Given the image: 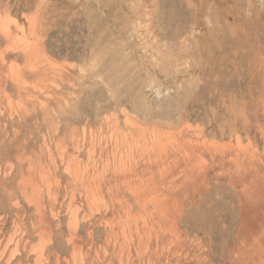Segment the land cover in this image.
Returning <instances> with one entry per match:
<instances>
[{"label": "rangeland", "instance_id": "obj_1", "mask_svg": "<svg viewBox=\"0 0 264 264\" xmlns=\"http://www.w3.org/2000/svg\"><path fill=\"white\" fill-rule=\"evenodd\" d=\"M0 16V264H264V0H0ZM34 18L40 62L21 51ZM158 49L175 55V73L160 70ZM106 116L206 142L198 166L164 182L179 187L166 194L181 233L154 202H135L134 178L110 167L92 180L114 148Z\"/></svg>", "mask_w": 264, "mask_h": 264}, {"label": "bare ground", "instance_id": "obj_2", "mask_svg": "<svg viewBox=\"0 0 264 264\" xmlns=\"http://www.w3.org/2000/svg\"><path fill=\"white\" fill-rule=\"evenodd\" d=\"M135 10V9H134ZM0 18H1V16H0ZM5 18V17H4ZM8 19H10V18H8ZM7 19V20H8ZM1 20V19H0ZM2 20H3V22H5L6 21V19H5V21H4V19L2 18ZM1 20V21H2ZM14 20V19H13ZM12 21V20H11ZM3 22L1 23V24H3ZM34 22H35V24L33 25V27H32V31H33V35H34V37H32L27 43H25L26 45H24V49L21 47V51H22V55L27 59V60H30V59H33V61H35L36 60V58L34 59V57L35 56H37L38 55V52H40V51H42V48H40L41 46H42V40H40V39H38V38H36L37 37V34H38V31H40L41 30V28H39V25H37V23H36V18H34ZM39 22V21H38ZM0 24V25H1ZM6 24V23H5ZM15 24V23H14ZM17 24V23H16ZM38 24H40V22L38 23ZM42 24V23H41ZM9 25V24H8ZM7 26V25H6ZM18 28V27H17ZM17 28L15 29V32H13L12 33V31H11V36H14L15 34H16V31H17ZM4 29H6V28H4ZM9 33H10V31H9ZM7 34V33H6ZM10 35V34H9ZM7 37H8V34H7ZM15 37V36H14ZM12 40V39H11ZM162 40V39H161ZM12 45V44H11ZM156 45V44H155ZM20 46H23V44L21 45L20 44ZM12 49V48H11ZM20 49V48H19ZM43 53V52H42ZM128 56V55H127ZM174 54L173 53H171V52H168V54H166V52H162V51H160L159 49H158V51L157 52H155V54L152 56V58H154L155 60H156V62H157V64L159 65V67L161 68L160 70L162 71V72H165V73H170L171 72V70L172 71H174V73L176 72L174 69H176L177 70V68H175V67H177V65H175V63H174V61L176 60V58H175V60H174ZM42 57H45L44 56V54H42ZM125 58H126V56H125ZM39 58H38V56H37V60H38ZM124 59V57H122V59L121 60H123ZM27 60H25V61H27ZM36 60V61H37ZM45 61H46V59H44ZM43 60V61H44ZM120 60V61H121ZM124 61V60H123ZM125 61H127V60H125ZM39 62H40V59H39ZM175 62H177V61H175ZM29 63V62H28ZM37 63V62H36ZM47 63H50L48 60H47ZM131 63V62H130ZM152 63H153V61H152ZM35 64V63H34ZM127 64V63H126ZM128 64H129V62H128ZM156 64V63H155ZM178 64V63H177ZM29 65V64H28ZM27 65V66H28ZM158 65H155V67L156 66H158ZM33 66H37V65H33ZM15 69V68H14ZM30 69H32L31 67H30ZM35 69V68H34ZM34 69H32V70H34ZM20 70V69H19ZM255 71V70H254ZM14 72V70L11 72L10 71V74L11 73H13ZM15 72H17V70L15 71ZM14 72V73H15ZM32 73H33V71H32ZM12 75V74H11ZM11 75H10V77H11ZM22 74H21V72H17L16 74H15V78L14 79H11V80H14L13 81V83H14V85L16 84V86L17 87H19V88H24V86H25V83H26V81H25V79H24V77L23 76H21ZM13 77H14V74L12 75ZM39 77V76H38ZM149 78V77H148ZM27 80V79H26ZM1 87V86H0ZM9 100V99H8ZM11 102V101H10ZM10 102H8V103H10ZM263 104V103H262ZM10 105H12V104H10ZM127 114V113H126ZM124 116L125 117H128L127 115H125L124 114ZM115 117V116H114ZM112 118V117H111ZM104 123H105V125H106V127H108V135H107V137L109 136V134H110V142L112 141L113 142V144L112 145H114V148H112L113 146L111 145V147L110 148H112V151H111V153H112V156L110 157L109 155H108V157H107V155L106 154H104V156L106 155V157H103L102 156V167L100 168V169H98V170H95L94 172H93V174H92V180H98L97 178H99L101 175H103V173H105V172H107V171H109V168L111 167V170H112V172L113 173H115V175H119V176H121L123 179H124V177L125 178H134V182H129V181H127V183H125V186L126 187H128V189L130 190V194H132L133 196H134V198H135V202L140 206V207H145L146 206V204H148L149 202H151L152 204H153V202H154V206H156V208L158 207L159 208V211H157L158 213L160 212V214L162 215V216H164V217H166L167 218V221L169 222V226H168V229L171 231V232H173V233H181L180 232V230H179V227H178V225L180 224L179 222L181 221L180 219L182 218V207H181V205L177 202V201H175V200H173L171 197H169L168 195H170V194H172V193H175V191L176 190H178L177 188H179V187H177V186H175L174 185V183H175V181H173V182H171V184L173 185V186H168V187H166V184L164 183L165 182V180H167L171 175H173V172H174V170H175V168L176 167H178V166H183V165H188V164H191V163H193V161H194V159H196L197 161H198V159L199 158H201L200 157V155L202 154V147H206V142L204 141L203 143H200L199 141H195V142H193V138H190V137H187V135L186 134H184V133H186L185 131H184V129H180V131H178L177 133H176V135L175 134H173V133H170V132H166V134L165 133H162L161 131H162V129H161V131L159 130V129H152L150 132L149 131H147V130H145V129H143L142 127H137L136 129L134 128L132 131H130V132H128V131H126V130H123V129H121L119 126L121 125L120 124V122L119 121H117V119L116 118H112V119H109V118H107V116L106 117H104ZM119 120H120V118H119ZM127 122H128V120H127ZM132 123H133V121H131ZM135 122V121H134ZM120 124V125H119ZM144 127V126H143ZM157 128V127H156ZM128 129V128H127ZM131 129V128H130ZM147 129V128H146ZM101 130V129H100ZM99 130V131H100ZM103 130V129H102ZM104 131V130H103ZM105 132V131H104ZM96 133V132H95ZM100 133V132H99ZM200 134V133H199ZM90 135H91V133H90ZM87 136V135H86ZM98 136H99V134H98ZM101 137H103V135L101 136ZM95 138H97V137H95ZM100 138V137H99ZM98 138V139H99ZM103 139V138H102ZM239 140V139H238ZM102 141V140H101ZM203 141V140H202ZM80 142V141H79ZM95 142V141H94ZM167 142H169V144L167 143ZM238 142H240V141H238ZM237 142V143H238ZM97 143V142H96ZM101 143V142H100ZM103 143H105V142H103L102 141V145L101 146H103L104 147V144ZM167 143V144H166ZM92 144V143H91ZM97 144H99V143H97ZM95 145V144H94ZM93 145V146H94ZM229 145V144H228ZM231 145V144H230ZM238 145V144H237ZM241 145V144H240ZM245 145V144H244ZM247 145V144H246ZM105 146H107L106 144H105ZM210 146V145H209ZM217 146V145H216ZM221 147H223V146H221ZM220 147V148H221ZM237 147V146H236ZM93 148V147H92ZM212 148H213V146H212ZM224 148V147H223ZM238 149H241L242 150V148H239V145H238V147H237ZM257 148V147H256ZM203 149H205V148H203ZM207 149V148H206ZM215 149V148H214ZM217 149V148H216ZM219 149V148H218ZM94 149H92V151H93ZM240 150V151H241ZM255 150V149H254ZM105 151H107V150H105ZM110 151V150H109ZM216 151V150H215ZM219 152L221 153V151L219 150ZM89 153V152H88ZM99 153V152H98ZM111 153H108V151H107V154H111ZM218 153V152H217ZM253 153V152H252ZM87 155V154H86ZM101 155V154H100ZM63 156H65V154L63 155ZM91 157V156H90ZM100 157V156H99ZM63 159H65L64 157H63ZM77 159V158H76ZM94 160V163L95 162H97L96 161V159L95 158H93ZM80 160V159H79ZM100 160V159H99ZM196 160H195V162L194 163H196ZM74 161V160H73ZM73 161L71 162V165H72V163H73ZM82 161V160H81ZM81 161H79L80 163H81ZM88 161H90V160H88ZM140 161H143L142 162V164H143V168L142 169H140L139 168V163H141ZM91 162V161H90ZM99 162V164H100V161H98ZM68 163V162H67ZM76 163V162H75ZM74 163V164H75ZM83 163V162H82ZM81 163V164H82ZM89 163V162H88ZM87 163V164H88ZM194 163H193V165H194ZM204 163V162H203ZM91 164V163H90ZM89 164V165H90ZM149 164V165H148ZM206 164V163H205ZM77 165H79V164H77ZM89 165H87V166H89ZM152 165H154V167L157 169V172L159 173V175H158V177L157 178H159V176L161 177L160 179H157V180H155V177H156V175H154V173L156 172V170H155V172H153L152 171ZM192 165V164H191ZM196 165H197V163H196ZM82 166V165H81ZM198 166V165H197ZM73 167H75V166H73ZM94 167H95V164H94ZM150 167H151V170H150ZM65 168V167H64ZM67 168H69V166H67ZM77 168V167H76ZM80 168V167H79ZM78 168V169H79ZM85 168V167H84ZM83 168V169H84ZM91 168V167H90ZM179 168V167H178ZM185 168V167H184ZM188 168H190V167H188ZM192 168V169H191ZM190 169H187V173H188V175L190 174V172H196V171H194L193 170V167H191ZM205 168V167H204ZM203 168V169H204ZM31 169V168H30ZM66 169V168H65ZM71 169V168H70ZM77 169V170H78ZM83 169H82V171H83ZM89 169V168H88ZM95 169V168H94ZM140 169V170H139ZM197 168H196V166H195V170H196ZM199 169V168H198ZM85 170V169H84ZM139 170V171H138ZM247 170H248V168H247ZM70 171V170H69ZM76 171V170H75ZM81 171V170H80ZM86 171H88L87 170V167H86ZM83 172H85V171H83ZM185 172V171H184ZM185 172V173H186ZM202 172H203V170H202ZM86 173V172H85ZM90 173V172H89ZM88 173V174H89ZM109 173V172H108ZM186 173V174H187ZM70 174V173H69ZM111 174V172L109 173V175ZM144 174L146 175H148L146 178L144 177ZM193 174V173H192ZM192 174L190 175V177H191V181H192V178H193V176H192ZM196 174H197V172H196ZM195 174V175H196ZM76 175H77V173H76ZM114 175V174H113ZM142 175V176H141ZM43 176V175H42ZM78 176V175H77ZM81 176H82V173H81ZM84 176H86V174H84L83 175V177ZM105 176V175H104ZM198 176H199V174H198ZM79 177V176H78ZM77 177V178H78ZM102 177V176H101ZM111 176H109V178H110ZM187 178H186V181L187 180H189L188 178H189V176H186ZM52 178V177H51ZM72 178V177H71ZM75 178H76V176H75ZM88 178H89V176H88ZM105 178V177H104ZM118 178V177H117ZM28 179V178H27ZM40 179H41V177H40ZM79 179V178H78ZM77 179V180H78ZM81 180H82V178H80ZM79 179V180H80ZM100 179V178H99ZM107 179H108V177H107ZM106 179V180H107ZM111 179V178H110ZM110 179H109V182H110ZM113 179H115V178H113ZM72 180H74L73 178H72ZM83 180L85 181L86 179H84L83 178ZM103 180V179H102ZM136 180V181H135ZM160 180V181H159ZM83 181V182H84ZM91 181V180H90ZM99 181V180H98ZM101 181V180H100ZM100 181H99V183H100ZM104 181V180H103ZM119 181H120V178H119ZM190 181V180H189ZM43 182V181H42ZM73 182V181H72ZM76 182V181H75ZM78 182V181H77ZM93 182V181H92ZM115 182V181H114ZM123 182V181H122ZM85 183V182H84ZM104 183V182H103ZM107 183H108V181H107ZM117 183H119L120 184V182H118L117 181ZM124 183V182H123ZM122 183V184H123ZM192 183V182H191ZM190 183V184H191ZM82 184V183H81ZM92 184V183H91ZM186 184H188V182L186 183ZM189 184V185H190ZM33 185V184H32ZM79 185V184H78ZM89 185H90V182H89ZM104 185V184H103ZM107 185V184H106ZM116 185H118V184H116L115 183V189H116ZM245 185V184H244ZM87 186V185H86ZM92 186V185H91ZM97 186V185H96ZM100 186H101V184H100ZM124 186V185H123ZM76 187V186H75ZM81 187V186H80ZM99 187V186H98ZM97 187V188H98ZM106 187V186H105ZM49 189V188H48ZM101 189V188H100ZM110 189H111V187H110ZM110 189H108L109 191H110ZM126 189V188H125ZM239 189V188H238ZM35 190V189H34ZM37 190H39V188L37 189ZM83 190H84V188H83ZM105 190H107V188L105 189ZM39 191H41V190H39ZM96 189L95 188H91L90 189V194L88 195V199H89V201H90V203H98L99 202V204H100V199H99V197L97 196V194H96ZM128 191V190H127ZM166 191H167V193L168 192H170V193H168V195L166 194ZM101 192V191H100ZM99 192V190H98V192L97 193H100ZM111 192V191H110ZM109 192V193H110ZM116 192H117V190H116ZM102 193V192H101ZM106 193H107V191H106ZM246 193V192H245ZM51 194V193H50ZM103 194V193H102ZM114 194V193H113ZM112 194V195H113ZM129 194V193H128ZM99 195V194H98ZM107 195V194H106ZM108 195H111V194H108ZM116 195V194H115ZM114 195V196H115ZM131 195V196H132ZM104 196V195H103ZM111 197V196H110ZM175 197V196H174ZM112 198V197H111ZM118 198V197H117ZM125 198V197H124ZM124 198H123V200H124ZM179 199V198H178ZM244 199H246V195H244ZM110 200V199H109ZM114 200V199H113ZM120 200V199H119ZM121 200H122V198H121ZM120 200V202L119 203H121L122 201ZM27 201V200H26ZM102 201H105L104 200V198H103V200ZM107 201V200H106ZM127 200L125 199V202H126ZM133 201V203H134V200H132ZM111 202V201H110ZM72 203V202H71ZM113 203H114V201H113ZM112 203V204H113ZM118 203V202H117ZM250 203V202H249ZM103 204H104V208H105V203L103 202ZM110 204V203H109ZM111 204V206H114V204L112 205ZM122 204V203H121ZM120 204V205H121ZM127 205V206H129L128 204H127V202L126 203H124V205ZM136 204V205H137ZM123 205V204H122ZM125 205V207L127 208V206ZM102 206V204H100V206L99 207H101ZM134 206H135V203H134ZM98 207V208H99ZM147 207V206H146ZM95 208H96V206H95ZM103 208V209H104ZM107 208V207H106ZM122 208V207H121ZM130 208H132V207H130ZM129 207L126 209L127 211H128V209H130ZM135 209H136V207H134ZM139 208V207H138ZM97 209V208H96ZM114 209V208H113ZM112 209V210H113ZM147 209V208H146ZM151 209V208H150ZM76 210V209H75ZM101 210V209H100ZM121 210V209H120ZM122 210H123V208H122ZM73 211V210H72ZM92 211H93V206H92ZM98 211V210H97ZM134 211H136V210H134ZM143 211V210H142ZM149 211V210H148ZM76 212H78V210L76 211ZM103 212V211H102ZM118 212V211H117ZM130 211H128V213H129ZM53 213V212H52ZM73 213V212H72ZM94 213H95V211H94ZM100 213V212H99ZM105 213H106V210H105ZM122 213H124V210H123V212ZM140 213H141V211H140ZM147 213V212H146ZM145 213V214H146ZM154 213V212H153ZM153 213H152V215H153ZM74 214V213H73ZM87 214H89V213H87ZM90 214H91V211H90ZM107 214V213H106ZM127 214V213H126ZM131 214H133V211H132V213ZM134 214H135V212H134ZM137 215V214H136ZM139 215V214H138ZM137 215V216H138ZM72 216V218H73V215H71ZM75 217H76V215H74ZM93 216V215H92ZM100 216H101V213H100ZM104 217L106 216V215H103ZM103 216H102V220H103ZM141 216H142V214H141ZM149 215H148V213H147V216L146 217H148ZM154 216H156V215H154ZM158 216V215H157ZM83 217V216H82ZM87 217V216H86ZM123 217H124V215H123ZM131 217V216H130ZM133 217V216H132ZM146 217L144 218L145 220H146ZM152 216H151V214H150V216H149V220H151L150 218H151ZM88 218H90V217H88ZM122 218V217H121ZM127 218H129V217H127ZM134 218V217H133ZM136 218V217H135ZM141 218H143V217H141ZM157 218V217H156ZM155 218V219H156ZM75 220L77 219V218H74ZM119 219V218H118ZM140 219V218H139ZM143 219V220H144ZM154 219V220H155ZM161 219V218H160ZM164 219V218H163ZM75 220H71V226L72 227H74V226H76V222L77 221H79V220H77V221H75ZM132 220V219H131ZM153 220V221H154ZM165 220V219H164ZM180 220V221H179ZM123 221L125 222V220L123 219ZM127 221V220H126ZM138 220H137V218H136V220H135V222H137ZM157 221H158V219H157ZM160 221V220H159ZM166 221V220H165ZM164 221V222H165ZM103 222H105V221H103ZM114 222V221H113ZM116 222H117V220H116ZM118 222H119V220H118ZM117 222V223H118ZM120 222H121V220H120ZM123 222V223H124ZM147 222V221H146ZM151 222H152V220H151ZM150 222V223H151ZM161 222V221H160ZM111 223H112V220H111ZM111 223L110 224H108L107 222H105V224L106 225H111ZM130 223V222H129ZM138 223H140V220H139V222ZM138 223H137V225H138ZM155 223H156V221H155ZM75 224V225H74ZM89 224V223H88ZM125 224V223H124ZM126 224H127V222H126ZM132 224V223H131ZM147 224V223H146ZM149 224V223H148ZM147 224V225H148ZM151 224H153V223H151ZM161 224V223H160ZM163 224V223H162ZM161 224V225H162ZM238 224V223H237ZM74 225V226H73ZM114 225V224H113ZM111 226V227H114V226ZM121 225H122V223H121ZM121 225L119 226V228L121 227ZM129 225V224H128ZM127 225V226H128ZM154 225H156V224H154ZM154 225H153V229L155 230V228H154ZM181 225V224H180ZM107 226V227H108ZM115 226H118V225H115ZM132 226V225H131ZM150 226V225H149ZM148 226V227H149ZM160 226V225H159ZM77 227V226H76ZM76 227H74L75 229H76ZM123 227L125 228L126 226H122V229H123ZM129 227V226H128ZM116 228V227H115ZM135 228V227H134ZM133 228V229H134ZM74 229V230H75ZM108 229H111L110 227L108 228ZM121 229V230H122ZM128 229H130V227L128 228ZM132 229V228H131ZM152 229V231H154ZM162 229H164V228H162ZM161 229V230H162ZM73 230V231H74ZM113 230V229H112ZM124 230V229H123ZM126 231H127V228L125 229ZM157 230L158 229H156V231H155V235H156V232H157ZM165 230V229H164ZM167 230V229H166ZM168 230V231H169ZM182 230V229H181ZM125 231V232H126ZM131 231H133L134 232V230H131ZM137 231V230H136ZM138 231H139V228H138ZM151 231V232H152ZM169 231V232H170ZM113 232V231H112ZM123 232V231H122ZM128 233H130L129 231H128ZM159 233H160V231H159ZM164 233H165V231H164ZM168 233V232H167ZM167 233H165V234H167ZM178 233V234H179ZM121 234H123V233H121ZM132 234V233H131ZM151 233H149V235H150ZM123 235H125V234H123ZM142 235V234H141ZM158 235V234H157ZM73 236V235H72ZM126 236V235H125ZM123 237V241H125V239L124 238H126V237ZM147 236H148V233H147ZM151 236V235H150ZM164 236V235H163ZM159 237V236H158ZM169 237V236H168ZM178 237V236H177ZM141 237H139V239L138 240H141L140 239ZM147 238H149V237H147ZM129 239V238H128ZM127 238H126V241L128 242L129 240H128ZM130 239H131V237H130ZM142 240H143V238H142ZM12 241V240H11ZM10 241V242H11ZM126 241H125V243H126ZM161 241V240H160ZM141 242V241H140ZM37 243H39V242H37ZM42 243V242H41ZM44 243V242H43ZM123 244V243H122ZM137 245H139V244H137ZM142 245V244H141ZM42 246H43V244H42ZM41 246V247H42ZM139 247V246H138ZM170 247V246H169ZM38 248L40 249V247L38 246ZM43 248H44V246H43ZM42 249V248H41ZM43 250V249H42ZM139 250V249H138ZM138 254V253H137ZM40 255V254H39ZM140 255V254H139ZM78 258V257H77ZM35 259H36V257H35Z\"/></svg>", "mask_w": 264, "mask_h": 264}]
</instances>
